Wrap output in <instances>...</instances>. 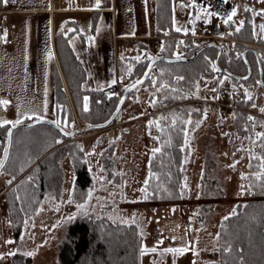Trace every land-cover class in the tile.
I'll return each instance as SVG.
<instances>
[{
  "label": "rangeland",
  "instance_id": "1",
  "mask_svg": "<svg viewBox=\"0 0 264 264\" xmlns=\"http://www.w3.org/2000/svg\"><path fill=\"white\" fill-rule=\"evenodd\" d=\"M45 1H10L8 5L14 7L39 6ZM95 2L96 0H87L86 4L95 6ZM154 2L153 0V19L155 17ZM70 3L75 4L74 1ZM76 3L79 5V1ZM182 3L187 4L189 0H173L174 25L176 28H181V32L189 33V35H193L194 29L197 36L195 43L203 41L208 43L209 38L206 35H213L224 37L222 40L224 45L229 44L226 49H222L223 51L229 47L233 48L235 41L255 48L259 52L262 48L264 49V32H261L259 28L264 23V17L254 16L252 11L255 9L259 12L264 9V3H261V0H228L227 4L223 3V0H197L198 4L209 8L210 11L220 13L219 16L212 17H206L201 13L200 19L195 18L194 10L181 8ZM108 4L115 7V20L120 22L124 16L132 19L137 14V17L143 15L144 18L146 12L149 11L150 0H101V5ZM232 7H238L237 15L234 17L236 23L225 24L224 19ZM246 8L248 11H245ZM29 18L30 16L10 15L9 25H5V29L7 27L10 29V35L6 37V40L10 41L13 35L14 41L24 43L28 34L14 32L12 26L22 22L21 20L27 21ZM240 20H244L245 24L239 32H236L235 28ZM245 25L249 26L250 39H237L235 37L237 34L241 31L246 32ZM185 28L188 29L187 32L184 31ZM228 31L231 33L229 36ZM34 36L37 39L36 33ZM169 36L166 30L161 29L148 36V46L145 47L146 55L157 54L161 41ZM183 38L182 36L181 39ZM0 40L5 41L3 38ZM235 45V52L240 55L243 48L238 43ZM3 50L0 43V61L2 62L5 60ZM181 52L177 48L176 53ZM119 55L121 56L120 52ZM124 74L119 77L117 84L109 87L110 92L117 88L116 85L128 82V73ZM216 75L220 76L219 73ZM216 75L210 79H200L198 81L199 91L189 96L188 100H192L186 101L196 108L202 103H207L206 117L204 112L198 118L192 114L190 108H185L183 105L173 110L171 115L174 118L168 114L163 115V118H168L167 120L174 124L176 134L181 140L180 147L183 150L179 164L182 178L181 191L185 183L188 186L181 199L155 201V197L151 194L157 191L156 181L147 186L149 199H143L140 189L145 187L144 181L148 180V159L152 148H159L160 145L157 141L159 135L156 130V115L164 108L160 107L153 111V99H149L147 86L139 87L134 96L127 97L123 102L119 121L116 120L103 129H81L71 138L79 142L85 151L87 169L91 177L85 198L79 200L75 197L73 193L74 171L71 162L66 157L61 159L63 180L59 196L51 191L43 195L34 215L25 216L24 227L16 241L12 236L4 192L19 178L9 184L10 172H0V193L1 189H5L0 194V254H3L0 264H12L13 255H7L8 253L29 256L27 255L29 252L33 253L29 256L30 264H59L57 253L60 244L65 239L67 227L83 216L136 224L140 233L143 232L142 247L156 249L154 252L148 251L141 255V264H212L215 262L217 260L218 224L236 209L239 199L248 197L246 174L249 172V159L252 158L250 150L259 149V143L262 141L257 133L264 132V113L260 111V108H264V86L252 89L247 84H233L229 77L227 79L225 76L218 78ZM150 77L153 79V71L150 72ZM220 80H224L222 85L219 83ZM63 86L67 89L64 83ZM212 89L219 91L218 94L214 95ZM245 89L252 97L247 107L237 103L241 100V92H244L243 96H245ZM204 90L208 93L203 102H199ZM152 91L155 93L154 100L158 103L159 93H157L156 85H152ZM235 92L238 99L231 98L232 93ZM213 96L223 104L215 105V101L209 103ZM68 101L74 116L73 126L74 123L75 128L77 123L82 126V120L77 117L70 95H68ZM253 104L256 107H253ZM22 112H25L28 117L33 116L32 112L26 108ZM234 112H242L246 119L249 116L254 117L253 121L247 119L252 129L248 123L241 135V130L235 128L232 115ZM47 117L44 116L50 119ZM51 117H53L51 119L55 118V112ZM255 118H258L260 122ZM150 120L156 121L151 127L148 124ZM188 120L192 123H186ZM197 121H200L199 127L196 126ZM185 131H187V145L184 143ZM245 131L249 132L251 139H247ZM109 133H112L111 138ZM57 141L59 140L55 141L54 147L63 144ZM262 156L264 157V154H260V157ZM259 161L261 164L260 158ZM35 163L21 176L26 174ZM230 165L235 166L230 167ZM241 174L244 178H241ZM242 186L243 194H240ZM89 192H91L90 198ZM80 204L84 207L78 208L77 205ZM69 217L72 218L69 219ZM9 240L13 243H7ZM178 247H188L189 250L183 254L164 251L167 248Z\"/></svg>",
  "mask_w": 264,
  "mask_h": 264
},
{
  "label": "trees",
  "instance_id": "2",
  "mask_svg": "<svg viewBox=\"0 0 264 264\" xmlns=\"http://www.w3.org/2000/svg\"><path fill=\"white\" fill-rule=\"evenodd\" d=\"M154 1L155 31L166 30L170 35L177 37L189 34L175 30L173 0ZM245 26L246 32L241 31L237 34L235 36L237 39H250L248 36L249 26ZM55 35L67 89L64 88L62 80L57 74L54 81L55 118L52 120H61V127L67 131L75 130V123L74 126L72 124L74 116L68 101V95H70L77 117L82 120L83 128L89 124L106 121L113 113L125 88L142 75L150 60L149 57L139 61L132 59L128 64L119 59L118 70L120 73H128V82L116 85L117 88H114L112 92H110V88H83L85 72L80 59L67 45L69 33L64 36L61 32H57ZM229 35H231L230 31H228ZM59 38L60 42L58 43ZM184 41H189L186 50L176 53L178 47L175 38L173 36L163 38L158 53L150 56L177 57L179 55L189 58L184 61L160 59L154 62L152 69L156 72L155 85L157 93H159V104L154 100L155 93L152 91L151 83L153 79L150 77V73L142 84L137 85L127 96L132 97L137 93L139 87L147 86L149 99H153L155 102L154 106L152 104L153 111L160 107L164 108L160 112H156V130L159 135L157 141L160 143V151L155 154L151 152L148 159V170L154 174L150 178L148 172V184L156 181L157 186V191L151 194L155 197V201H177L182 198L180 195L182 178L179 167L180 157L183 155V150L180 147L181 140L176 134L174 124H171L172 122H169L168 118L161 119V116L168 114L174 118L171 115L173 110L183 105L185 108H190L192 114L200 118V115L205 112L207 103H202L196 108L190 106L186 101L192 93H196V84L200 79H210L217 73L220 76L229 77L233 84H247L252 89L264 86L263 48L259 52L255 48L238 42L239 46L243 48L240 55L236 54L235 49L231 47L226 51L221 50L218 54V49L214 46H205L199 50L202 45L206 44V41L198 44H195L190 38H184ZM215 58H217V68L220 71L212 69ZM248 65L251 68V73L247 79H238L227 73L245 75L248 73ZM129 67L132 69L131 73L128 72ZM260 67L262 81L260 80ZM178 76L183 79L177 80ZM162 84L167 87L161 88ZM110 93L112 94L111 98H109ZM240 95L241 100L237 103L247 107L250 100L243 96L244 92H241ZM85 96L89 98L88 111L83 109ZM235 114V116L232 114L235 128L241 130L240 134L242 135L243 128L249 122L242 112ZM32 119L35 117L24 118L21 122ZM256 120L260 122L258 118ZM113 123L114 121H111L107 126ZM9 126H0V158L3 156L5 133ZM249 127L252 129L250 123ZM257 127L259 128V126ZM244 133L247 139H251L249 132L245 131ZM71 138L45 123L15 128L12 131L9 157L0 172H10L11 181L19 178L4 192L12 236L15 241L18 240L24 227L25 216L34 215L43 195L51 191L59 196L63 180L61 159L66 157L71 162L74 171L73 193L75 197L79 200L85 198V193L91 183L85 151L79 142L71 140ZM56 140L63 144L54 147ZM260 140L262 142L259 143V149L250 150L252 158L249 159V164L251 163V167L248 165L249 172L246 174L248 197L239 199L235 209L236 215L230 213L227 215V220L223 219L219 222L217 260L212 264H241V262L242 264H264V177L257 179L254 175L262 171L259 158L260 154H264V137H260ZM33 163L35 164L29 171L21 176ZM159 196L160 198H158ZM142 241L143 236L134 223H118L106 218L83 216L68 225L65 239L58 249V262L59 264H141ZM227 247H230L231 251H225ZM30 260L29 256L20 253H15L12 256V264H30Z\"/></svg>",
  "mask_w": 264,
  "mask_h": 264
},
{
  "label": "crops",
  "instance_id": "3",
  "mask_svg": "<svg viewBox=\"0 0 264 264\" xmlns=\"http://www.w3.org/2000/svg\"><path fill=\"white\" fill-rule=\"evenodd\" d=\"M10 1L23 0H8V3ZM72 1L74 5L70 3ZM78 1L79 5L76 3ZM76 2L46 0L39 6L20 7L0 2V37L5 25H9L10 15L30 16L27 21L21 20L22 22L12 26V31L28 34L24 43L14 41L13 35L10 41L0 40L5 53L4 62L0 61V100L10 102L6 106L0 104V119L15 120L18 113L21 114V120L28 118L22 112L25 108L32 112L31 117L40 115L53 118L54 81L57 74L66 86L56 47L57 32L64 36L69 33L67 45L80 59L85 72L83 88L108 89L119 82L120 76L125 75L118 70L119 59L128 64L137 56L140 57L139 60L149 57L145 53L147 38L156 32L153 0H150L149 11L144 18L143 15L137 17L136 14L132 19L124 16L120 22H116V9L111 4L96 8L86 4L87 0ZM6 29L8 37L10 29ZM34 33L38 35L37 39ZM89 37L93 39L90 40ZM62 47L61 45V49ZM113 80H116L115 84L112 83ZM1 190L2 193L5 189Z\"/></svg>",
  "mask_w": 264,
  "mask_h": 264
},
{
  "label": "snow or ice",
  "instance_id": "4",
  "mask_svg": "<svg viewBox=\"0 0 264 264\" xmlns=\"http://www.w3.org/2000/svg\"><path fill=\"white\" fill-rule=\"evenodd\" d=\"M0 2H2L4 4H7L8 3V0H0ZM223 3L227 4L228 3V0H223ZM261 3H264V0H261ZM95 7L96 8H100L101 7V0H96ZM180 7L181 8H190V9L194 10L195 11V18L196 19H200L201 18V13H203V15L206 16V17H212V16H219L220 15L219 12L210 11L209 8H205L203 5L198 4L197 3V0H189V3H187V4L182 3L180 5ZM237 11H238V7H232L230 13H228L227 16H226V18L224 19V23L225 24L236 23L235 20H234V17L237 15ZM245 11H248V9L246 8ZM252 11H253L254 16L255 15H259V16L264 17V9H261L259 12L255 11V9H253ZM173 23H175V21H173ZM244 24H245V21L244 20H240L239 23H238V26L235 28V31L236 32H239L243 28ZM259 28H260V31L261 32H264V23H262L259 26ZM175 30L177 32H180L181 31V28L177 27ZM97 31H99V29H97ZM184 31L187 32L188 29L185 28ZM192 34L195 35L194 29H193V33ZM6 37H7V30L5 29L4 30V33H3V37H0V38H3V39L6 40ZM89 39L91 40L93 38L92 37H89ZM181 43H183V42H181ZM176 58L177 59H180L181 57L179 55H177ZM49 59H51V52H49ZM135 59L137 61H139L140 57L137 56ZM149 59H154V58L149 57ZM149 68H151V66H149ZM212 69L214 71H220L217 68L216 64H214V63L212 64ZM131 71H132V69H131V67H129L128 72L131 73ZM145 78H147V73H145ZM176 79L177 80H182L183 77H179L178 76ZM225 79H227V76H225ZM242 79H247V77H243ZM142 82H143L142 80L137 79L133 84H131L126 89V91L131 90V89H135L136 86L142 84ZM112 83L115 84L116 83V80H113ZM151 83H152V85H155L156 84V80L153 79L151 81ZM219 83L222 85L224 83V80H220ZM160 87L161 88L167 87V85L162 84ZM196 88H197V92H198L199 91V84L198 83L196 84ZM173 91H175V90H173ZM212 91L215 92L216 90L215 89H212ZM45 92H46V89H45ZM111 95L112 94L110 93L109 98H111ZM245 96H247V98L249 100L252 99V97L248 93V90L247 89H245ZM88 99L89 98L87 96L84 97V104H83L84 111H88ZM9 103L10 102L7 101V100H0V104H3L5 106L8 105ZM120 103L123 104V99L120 100ZM152 103H153V106H154V103L155 102L153 101ZM252 106L253 107H256L255 104H253ZM118 111H119V108H117V112ZM260 111L262 113H264V108H260ZM44 112L45 113L47 112V102H45V104H44ZM20 115L21 114L18 113L17 119H15V120L0 119V126H3V125H11L12 128H15L18 124L21 123ZM206 115H207V112L205 110V117H206ZM233 115L235 116L236 114L233 113ZM28 118L31 119L32 117H28ZM35 118L39 121V120H42L44 117L43 116H40V115H36ZM161 119H163V117H161ZM247 119L249 121H253L254 120V117L249 116ZM51 123L55 124L57 128H61V120L55 119V120L51 121ZM154 123H156V121L150 120L148 122L149 127H151V125H153ZM186 123L191 124L192 121L191 120H188V121H186ZM199 124H200V121H197L196 122V126L199 127ZM61 131H63V128H61ZM65 134L66 135H70L71 133H65ZM225 135H227V134H225ZM257 136L258 137H264V132L257 133ZM11 137H12V132H11V129H9L8 130V147H5L4 148V150H3V158H0V169H2L4 167L5 162H6V160L9 157V148H10L11 143H12ZM59 142L60 141H57V143H59ZM184 143H185V145L188 144L187 131H185V141H184ZM159 151H160V148H154L152 150L153 154H155V153H157ZM260 160H261L260 168H261L262 171L257 172V173L254 174L257 179H260L261 177H264V157H260ZM234 166L235 165H230V167H234ZM249 167H251V163L249 164ZM153 175L154 174L151 172V170H149V177L151 178ZM241 178H244L243 174H241ZM29 179H31V177H29ZM11 182H12L11 180L8 181L9 184ZM148 183H149V180L146 179L144 181L145 187L140 189V191L143 193V199H145V200L149 199V194L147 192ZM187 187L188 186L185 183L183 185L182 191L180 193L181 196L184 195V190L187 189ZM240 194H243V186H242V190H241V193ZM88 196H89V198L91 197V192L88 193ZM69 203H71V199H69ZM77 207L78 208H83L84 205L83 204H80V205H77ZM173 211H175V209H173ZM231 215H236L235 210L232 211ZM71 218L72 217H69V219H71ZM224 219L227 220L228 217L226 216V217H224ZM133 222H135V221L133 220ZM141 236H143V232H141ZM217 239H219V234H217ZM7 243H13V241L9 240V241H7ZM161 243H162V241H161ZM188 250H189L188 247H178V248H167L164 251L165 252H171L173 254H183V253L187 252ZM148 251L154 252V251H156V249L155 248L149 249L147 247H142L141 248V255H143L145 252H148ZM225 251H231V248L230 247H227V248H225ZM14 254L15 253H8L7 255H14ZM27 255L31 256V255H33V253L29 252V253H27ZM2 256H3V254H0V258H2ZM241 264H242V262H241Z\"/></svg>",
  "mask_w": 264,
  "mask_h": 264
},
{
  "label": "water",
  "instance_id": "5",
  "mask_svg": "<svg viewBox=\"0 0 264 264\" xmlns=\"http://www.w3.org/2000/svg\"><path fill=\"white\" fill-rule=\"evenodd\" d=\"M205 46H214L218 49V54L221 52V48L218 44L216 43H212V42H209V43H206L204 45H202L199 50L203 49ZM246 54V51L244 52V56ZM181 58L180 59H177L176 57H165V56H160V55H157V56H154L152 58L154 59H150L145 70L143 71L142 75L138 78L142 81L145 80V73H147V76L151 70V68L153 67V64L155 61L157 60H160V59H163V60H166V61H184V60H188L189 58L187 57H183V56H180ZM214 64H216V66L218 65L217 63V58L214 59ZM149 66H151V68H149ZM250 69L248 71L247 74L245 75H234V74H231L230 72H227L229 75H232L238 79H242L243 77H248L250 75ZM137 80V79H136ZM135 80V81H136ZM260 80L262 81V74H260ZM134 81V82H135ZM134 82H132L131 84H133ZM129 84L125 90L123 91V93L121 94L119 100H118V103L113 111V113L111 114V116L104 122H100V123H95V124H89L87 126H85V128H82V129H91V128H98V129H102V128H105L115 117L116 115L119 114V111L117 112V108H121L122 104L120 103V100L123 99V102L124 100L126 99V97L128 96L129 92L132 90H128L126 91V89L131 85ZM51 121H53L52 119H46V118H43L42 120H37L36 118L35 119H32V120H29V121H26V122H21L20 124H18L15 128H21V127H28V126H32V125H36V124H40V123H45V124H49L51 126H53L54 128H56L60 133H62L63 135L67 136V137H73L75 134H77L79 132L78 129H75V130H71V131H67L65 130L63 127V131H61V128H57L55 124L51 123ZM15 128H12V126L10 125L7 129V132H6V141H5V147H8V130L11 129V132L15 129ZM127 129V128H126ZM125 129V130H126ZM65 133H71L70 135H66ZM10 149V148H9ZM3 158V156H2ZM1 171V169H0Z\"/></svg>",
  "mask_w": 264,
  "mask_h": 264
},
{
  "label": "built area",
  "instance_id": "6",
  "mask_svg": "<svg viewBox=\"0 0 264 264\" xmlns=\"http://www.w3.org/2000/svg\"><path fill=\"white\" fill-rule=\"evenodd\" d=\"M171 36V35H170ZM169 36V37H170ZM182 37V36H181ZM181 37H177V36H175L174 38H177L176 39V42H177V47L183 52V51H185L186 50V48H187V42L186 41H184V38H191V39H193V41H194V43H195V37L197 38V36L196 35H185V36H183L184 38H183V40L181 39ZM206 37H208L209 39H208V41L209 42H213V43H218V44H220V46L223 48V49H226L228 46H229V44H226V45H224V41H222L223 39H224V37H220V36H213V35H206ZM181 42H183V43H181ZM198 42V41H197ZM198 43H200V42H198ZM198 43H195V44H198ZM235 43H238V41H235ZM235 43L233 44V48H235L236 49V45H235ZM158 45V44H157ZM239 52H240V50H239ZM146 53V52H145ZM154 75H155V77H154ZM155 78H156V72H155V70L153 71V79L155 80ZM216 90V89H215ZM213 92V91H212ZM218 92L219 91H215V92H213V94L215 95V94H218ZM207 93H208V91L207 90H204L203 91V97L201 98V99H199V102H203V100H204V97H205V95H207ZM231 98L232 99H238V95H237V93L235 92V93H232V96H231ZM190 100H192V99H190ZM190 100H188V101H190ZM212 101L214 102L215 101V105H221V104H223L222 102H220V101H217V98H214V96H213V99H211V100H209V103H212ZM233 101V100H232ZM232 105V104H231ZM119 121V120H118ZM79 123H77V128H79L80 129V124L78 125Z\"/></svg>",
  "mask_w": 264,
  "mask_h": 264
},
{
  "label": "flooded vegetation",
  "instance_id": "7",
  "mask_svg": "<svg viewBox=\"0 0 264 264\" xmlns=\"http://www.w3.org/2000/svg\"><path fill=\"white\" fill-rule=\"evenodd\" d=\"M254 51V50H253ZM253 51H250V52H252V53H254ZM249 69H250V71H251V68H250V66L248 65V71H249ZM251 73V72H250ZM262 73V71H261V67H260V74Z\"/></svg>",
  "mask_w": 264,
  "mask_h": 264
},
{
  "label": "bare ground",
  "instance_id": "8",
  "mask_svg": "<svg viewBox=\"0 0 264 264\" xmlns=\"http://www.w3.org/2000/svg\"><path fill=\"white\" fill-rule=\"evenodd\" d=\"M109 135H110V138L112 137V133H109Z\"/></svg>",
  "mask_w": 264,
  "mask_h": 264
}]
</instances>
